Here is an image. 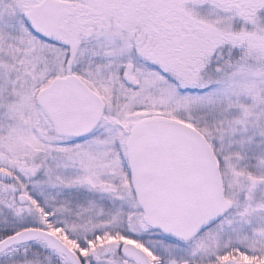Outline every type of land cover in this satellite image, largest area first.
Masks as SVG:
<instances>
[{"label":"snow or ice","instance_id":"6c2138e0","mask_svg":"<svg viewBox=\"0 0 264 264\" xmlns=\"http://www.w3.org/2000/svg\"><path fill=\"white\" fill-rule=\"evenodd\" d=\"M0 264H264V0H0Z\"/></svg>","mask_w":264,"mask_h":264}]
</instances>
